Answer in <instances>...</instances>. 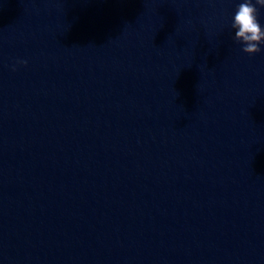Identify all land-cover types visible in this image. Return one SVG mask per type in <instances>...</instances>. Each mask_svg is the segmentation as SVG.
Wrapping results in <instances>:
<instances>
[{
  "label": "clouds",
  "instance_id": "1",
  "mask_svg": "<svg viewBox=\"0 0 264 264\" xmlns=\"http://www.w3.org/2000/svg\"><path fill=\"white\" fill-rule=\"evenodd\" d=\"M260 8H264V0H242L232 19L231 27L235 30L233 39L242 45V52L249 56L260 53L261 45H264V28L258 19ZM17 63L26 65L27 61L18 60ZM12 70H16L15 66Z\"/></svg>",
  "mask_w": 264,
  "mask_h": 264
}]
</instances>
